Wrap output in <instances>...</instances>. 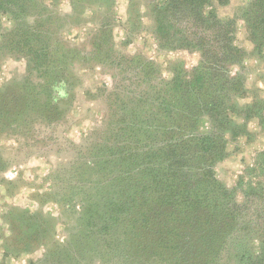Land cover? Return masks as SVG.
I'll return each mask as SVG.
<instances>
[{
    "label": "trees",
    "instance_id": "1",
    "mask_svg": "<svg viewBox=\"0 0 264 264\" xmlns=\"http://www.w3.org/2000/svg\"><path fill=\"white\" fill-rule=\"evenodd\" d=\"M213 1L228 2L153 0L160 47L196 51L200 59L191 70L178 62L166 79L151 76L157 64L136 56L139 78H118L122 84L108 94L110 140L98 162L118 169L89 187L68 241L32 264H264V151L250 169L257 181L242 177L229 188L215 169L229 139L250 134L252 118L264 128V103L240 102L245 77L231 71L245 50L236 44V20L206 9ZM242 16L264 56V0H250Z\"/></svg>",
    "mask_w": 264,
    "mask_h": 264
},
{
    "label": "rangeland",
    "instance_id": "2",
    "mask_svg": "<svg viewBox=\"0 0 264 264\" xmlns=\"http://www.w3.org/2000/svg\"><path fill=\"white\" fill-rule=\"evenodd\" d=\"M249 2L213 1L206 8L236 20V44L245 55L231 73L245 77L242 104L254 98L264 103V56L254 51L242 18ZM151 3L0 0V264L36 263L52 244L66 243L76 230L89 187L96 181H103L102 186L104 175L117 171V165L106 169L98 162L106 157L110 140L105 125L110 118L108 94L114 84H122L118 78H139L136 56L157 64L151 76L166 79L178 62L189 70L197 65L196 51L160 47ZM134 87L129 84L127 89ZM113 117L112 128H117L122 113ZM208 127L203 119L201 130ZM248 128L250 134L229 139L228 156L215 167L217 173L223 165L217 176L229 188L237 187L242 177L245 183L257 181L250 169L264 151V128L256 118ZM33 158L47 165L46 175H37L39 166L26 167ZM8 172L14 179L6 177ZM26 172L30 179H25ZM237 198L243 199L240 186ZM50 205L54 211L48 210Z\"/></svg>",
    "mask_w": 264,
    "mask_h": 264
},
{
    "label": "clouds",
    "instance_id": "3",
    "mask_svg": "<svg viewBox=\"0 0 264 264\" xmlns=\"http://www.w3.org/2000/svg\"><path fill=\"white\" fill-rule=\"evenodd\" d=\"M195 62H196V58H193L192 63L194 64ZM246 62H247V61H246ZM233 71H235V69H234ZM261 87H264V84H262ZM250 127L254 128L255 125L252 124V125H250ZM228 163H229V166L234 167V168H236L237 170H239V168L241 167V166L239 165L238 162L235 163V164H232L231 162H228ZM36 166H39V169H40V171L37 173V175H39V176H43V175H46V174H47L48 167H47V165H45V164L43 163L42 160H38V159L33 158V159L28 163V165H26V167H28V168H34V167H36ZM221 167H223V165H221V166H219V167L217 168V173H218V175H219V173H220V168H221ZM5 175H6V177H7L8 179H14V174H13L12 172H8V173H6ZM31 176H32V174H31L30 172H26V173H25V179H26V180H27V179H30ZM22 191L27 192V191H32V190H23V189H22ZM54 207H55V206L50 205L48 210H52V211H54V210H53ZM33 210H34V208H33ZM54 214H55V212H54ZM13 264H15V262H13Z\"/></svg>",
    "mask_w": 264,
    "mask_h": 264
}]
</instances>
